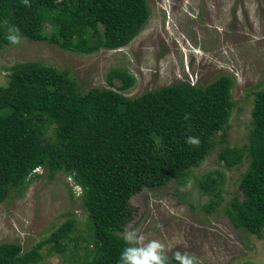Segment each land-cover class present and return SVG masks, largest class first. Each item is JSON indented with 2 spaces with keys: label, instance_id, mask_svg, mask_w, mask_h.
I'll list each match as a JSON object with an SVG mask.
<instances>
[{
  "label": "trees",
  "instance_id": "1",
  "mask_svg": "<svg viewBox=\"0 0 264 264\" xmlns=\"http://www.w3.org/2000/svg\"><path fill=\"white\" fill-rule=\"evenodd\" d=\"M146 2L0 0V51L15 45L7 39L13 26L21 39L71 54L122 49L147 22ZM6 71L7 83L0 85V204L25 189L38 169L50 177L62 172L80 188L88 234L71 237L77 223L67 219L30 250L0 244V264H39V250L46 243H51L50 254L65 256L67 243L80 241L84 246L73 249V264H118L126 246L121 233L132 218L130 198L182 180L217 145L225 144L235 105L234 81L227 74L206 86L179 81L129 97L125 92L135 78L125 67L108 72L106 87L86 92L68 70L37 61L16 63ZM190 136L198 138L199 145L186 143ZM218 159L228 169L247 163L239 194L224 212L235 228L262 237L264 88L254 93L246 143L224 146ZM218 173L198 180L204 194L219 196ZM214 206L212 201L203 209L211 212ZM81 249L85 252L80 261ZM166 258L167 264H180L177 257Z\"/></svg>",
  "mask_w": 264,
  "mask_h": 264
},
{
  "label": "rangeland",
  "instance_id": "2",
  "mask_svg": "<svg viewBox=\"0 0 264 264\" xmlns=\"http://www.w3.org/2000/svg\"><path fill=\"white\" fill-rule=\"evenodd\" d=\"M174 1L179 5L170 8L166 0H149L146 25L128 45L114 51L71 54L55 45L20 38L18 44L0 51V85L7 83L6 68L31 61L68 70L84 92L106 87L108 72L125 67L135 78L134 86L125 92L129 97L185 80L188 73L201 86L229 75L234 81L235 105L225 144L217 145L182 180L132 196V218L125 229L138 230L144 243L159 241L165 256L188 254L199 264H264V234L257 237L235 228L224 212L239 194L238 182L247 163L228 169L218 159L224 146L246 143L254 93L264 88V0H218L217 9L212 7L215 0L205 5L203 0L199 4L197 0ZM194 47L196 54L188 49ZM212 171L220 176L216 197L198 187V180ZM80 196V188L66 174L50 177L38 169L25 189L0 204V244L16 243L23 251L30 250L67 219L77 223L71 237H86L88 225ZM212 201L214 209L206 212L203 207ZM50 246L46 243L39 250L43 255L39 264H73V249L84 243H67L65 256L50 254ZM84 252L80 250V261Z\"/></svg>",
  "mask_w": 264,
  "mask_h": 264
},
{
  "label": "clouds",
  "instance_id": "3",
  "mask_svg": "<svg viewBox=\"0 0 264 264\" xmlns=\"http://www.w3.org/2000/svg\"><path fill=\"white\" fill-rule=\"evenodd\" d=\"M27 2L28 0H25L26 4ZM166 3L170 8L171 6L173 8L174 4L179 5V3L174 0H166ZM175 29L178 30L177 28ZM8 33L7 39L12 44H18L20 42L19 28L14 26L10 27L8 29ZM178 33L181 36L179 31ZM184 43L187 44L186 41H184ZM188 49L192 52V54H196L195 52L198 51L195 47ZM189 75L190 74L188 73L186 79L182 81L189 82V80L193 78V76ZM186 143L190 145H199V139L190 136L187 138ZM123 240L125 241L126 246L120 254L118 264H167V258L163 253L164 245L159 241L150 240L147 243H144L145 237L142 234H139L136 229H125ZM176 255L180 264H197V260L194 256H190L188 254L181 255L180 253H177Z\"/></svg>",
  "mask_w": 264,
  "mask_h": 264
},
{
  "label": "flooded vegetation",
  "instance_id": "4",
  "mask_svg": "<svg viewBox=\"0 0 264 264\" xmlns=\"http://www.w3.org/2000/svg\"><path fill=\"white\" fill-rule=\"evenodd\" d=\"M147 2V8H148V10H149V17H150V9H149V5H148V1L149 0H146ZM168 1H170V0H168ZM198 1V4L199 3H201V0H197ZM206 2H207V0H203V3H204V5L206 4ZM198 4H197V6H198ZM168 5V4H167ZM208 6V5H207ZM212 7H214V8H216L217 9V7H218V0H215V2H213V4H212ZM193 16H195V15H193ZM149 17H148V19H149ZM148 21V20H147ZM147 23V22H146ZM146 23H145V25H146ZM144 25V26H145Z\"/></svg>",
  "mask_w": 264,
  "mask_h": 264
},
{
  "label": "built area",
  "instance_id": "5",
  "mask_svg": "<svg viewBox=\"0 0 264 264\" xmlns=\"http://www.w3.org/2000/svg\"><path fill=\"white\" fill-rule=\"evenodd\" d=\"M189 83L192 84V85H195L196 82L194 81V78H191V79L189 80Z\"/></svg>",
  "mask_w": 264,
  "mask_h": 264
}]
</instances>
